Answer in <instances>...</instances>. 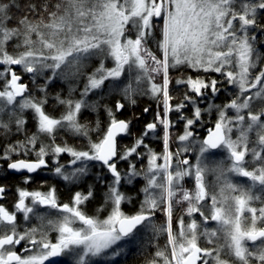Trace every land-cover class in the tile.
<instances>
[{
	"label": "snow or ice",
	"instance_id": "1",
	"mask_svg": "<svg viewBox=\"0 0 264 264\" xmlns=\"http://www.w3.org/2000/svg\"><path fill=\"white\" fill-rule=\"evenodd\" d=\"M22 3L0 0V138L23 136L0 149V160L7 170L27 173L25 185L44 169L69 187L90 175L95 184L75 191L69 202L55 185L47 191L17 186L12 209L0 204V264H102L142 246L145 236L149 244L166 237L146 264H264V55L258 48L264 38L257 39V32L264 37V0ZM94 58L98 67L86 73ZM182 67L196 75L170 76ZM25 75L33 84L44 80L40 97ZM82 76L79 99L71 85L66 97L48 94L54 80L78 82ZM173 82L185 89L175 103ZM225 83L233 90L228 102L202 108L209 94L227 91L220 87ZM112 94L133 105L139 95L156 102L153 120L131 146L118 144V137L131 135V120L117 118L125 103L116 100L115 110L101 104ZM50 99L54 108L63 107L59 116L47 110ZM101 108L107 114L103 126L99 119L94 127L81 122L85 110L98 114ZM25 113L35 125L30 135ZM62 133L85 143L69 144ZM146 139L160 141L162 150ZM63 155L70 157L67 163H61ZM138 178L141 199L129 214L122 205L133 198L122 188ZM97 184L105 189L103 203L90 215L85 208ZM7 191L0 185V200Z\"/></svg>",
	"mask_w": 264,
	"mask_h": 264
},
{
	"label": "trees",
	"instance_id": "2",
	"mask_svg": "<svg viewBox=\"0 0 264 264\" xmlns=\"http://www.w3.org/2000/svg\"><path fill=\"white\" fill-rule=\"evenodd\" d=\"M29 2L36 3L39 6L41 3L44 2V0H24V3H22V7L24 6L25 3H29ZM55 2H56V0H49L50 4L55 3ZM13 11H14L15 18H19L21 13L16 12L15 10H13ZM260 23L264 24V17H262L260 19ZM9 26L10 27L15 26V19L13 20L12 23H10ZM262 38H264V37H261L260 33L257 32V39L259 40ZM258 48H259L260 53L262 55H264V44H259ZM262 62H264V61H262ZM188 75L195 76L196 73L194 71H192L191 69H185L183 67L181 69H179L178 71L170 72V76L173 77L174 79L175 78H182V77L188 76ZM200 75L204 76L205 74L200 73ZM208 75L212 76L213 78H215L217 80L222 79V77L219 74L210 73ZM205 78L207 79V76H205ZM220 87L222 89H227V91H221L216 97H212L211 94H209V98L205 99L200 104V106L202 108L207 107V105L209 103L222 105V104H225L228 102V100L230 99V94H232V92H233L232 88L229 85H227L226 83L220 85ZM184 91H185V89L182 86H176L175 83L173 82V85L170 86V92L175 97L174 103L176 101L183 99ZM96 98L97 97L90 98V99L95 100ZM135 99H136V103L134 105L127 103L123 99V97L116 95V94L106 95L101 100V104H107L109 107H113V110H115L114 104H115L116 100H120L122 103H125V105H126L125 108L117 114V118H123L125 120H131V125H130V129H129L131 135H128L129 138L127 140H124V141L119 143V145H121V146H124V145L131 146L134 142V139L141 135V133L143 132V130L145 128V125L148 122H151L155 116L156 102L153 99H151L147 95H139V96L135 97ZM145 108H149V112L145 113L144 112ZM190 109H191V106H189V111L186 114H188V115L191 114ZM81 118H82V120H81L82 123H88L90 126H93L97 119L100 120L102 126L105 123H107V114L104 112L103 108L100 109L98 114L93 113V112L88 111V110H85L82 113ZM172 118L174 120L177 119L176 114H173ZM215 118H216V113L213 112L211 120H215ZM205 119L207 120L208 117L206 116ZM207 126L211 127V123H209ZM182 128H183V124L181 123V124L177 125V127L173 131L176 132L177 134H179V132L182 131ZM200 135L201 136L205 135V132L203 129H201ZM77 143H82V141H78ZM145 143H147L150 147L154 148L158 152L162 150V144L158 140L146 139ZM2 148H3L2 138H0V149H2ZM15 158L16 157H13V159H15ZM0 162L3 164V167H6L7 161L0 160ZM140 166L141 165L138 164V162H137V167L139 168ZM125 169H127V164L125 166ZM4 173H6V172H4ZM18 178L19 177L15 176V175H8L6 177V180H4V182L8 186L14 187L20 181V178L19 179ZM187 182H188V180H187ZM141 183L143 184V182H141ZM88 184H95V179L91 175L86 178L85 183L81 184L78 187L79 188L78 190L87 191V185ZM137 184H138V182L136 181L133 186H130V188L126 187L124 190L129 196H131L133 198L131 200V202L129 203V205H130V207L132 206L134 208H136L137 203H139V201H140L138 191L135 188V186ZM50 185H55V187L58 190V195H60V199L63 200L66 197L64 186L58 184L57 181H53V183H50ZM188 185L192 186V182H188ZM104 191H105L104 188H102L98 184L96 185L95 198L92 199L91 201H89L88 204L86 205L89 208L90 213L96 212V209L99 208L100 205L103 203L102 193ZM123 208L125 209L126 206H124ZM92 210H94V211H92ZM180 214H181L180 211L177 209L176 213L174 214V220H175L176 216H179ZM197 219H199V217H197ZM163 221H164L163 216H161L160 214H157L156 222L157 223H163ZM148 239H149V237L145 236L144 241L141 242L142 246H137V249L136 248L135 249L129 248L124 253V255L119 260H117V262L115 264H146V260L151 259L152 256L154 255L155 251L157 250V245L163 249L165 244H166V237L165 236H160L153 244H149ZM201 243H202V246H205L203 244V241Z\"/></svg>",
	"mask_w": 264,
	"mask_h": 264
},
{
	"label": "rangeland",
	"instance_id": "3",
	"mask_svg": "<svg viewBox=\"0 0 264 264\" xmlns=\"http://www.w3.org/2000/svg\"><path fill=\"white\" fill-rule=\"evenodd\" d=\"M11 27H12V26H11ZM11 50H12L11 47H9V51H11ZM86 63L88 64V67H86V68L84 69V71H85L86 73H90L94 68L98 67V65H99V60L94 58V59H92L91 61H88V62H86ZM105 63H106V66H107V67H111V66H112V64H111L110 61H106ZM17 71H18V74H21V73L19 72V69H17ZM46 75H47V73H46ZM24 82H26V83L29 84V89H30V91H31L36 97H40V96H41V93L37 90V88H38V86H41V85L44 84V80H43L42 78H37L35 84H33V83L31 82V80H29V77H28L27 75H25V76H24ZM84 83H85V80H84L83 76L80 77V79H79L78 82L75 81V80H70V81L54 80L51 84L48 85V87H47V91H48V94H49L50 96H52V97H54L57 93H60L61 97L63 98V97L68 96L69 86L71 85L72 87H74V88L77 89V90L73 93V97H74L75 99H79V90L83 88ZM94 97H96V95H90V96H89V100H91L90 98H94ZM95 100H96V99H95ZM55 104H56L55 100H54V99H50V100H49V103H48V106H47V110H48L49 112H51L52 114H54V115H56V116H59L60 113L63 112L64 109H63V107H55V108H54V105H55ZM231 114H232V113L229 112V115H231ZM81 115H82V114H81ZM25 116L28 118V124H27V126H26V130L28 131V134L30 135L33 131H35V125H34V122H33L32 119H31V114H30V113H25ZM81 120H82V118H81ZM94 126H95V124L93 125V127H94ZM61 135H64V138H65V139H67V137H70V136L65 135V134H63V133H62ZM234 136H235V134H234ZM94 138H95V137H94ZM16 139H23V136H19V135H17V136H13V137L10 138V140H7V141L4 140V139H2V144H3V146H4L6 143H9V142H11V141H13V140H16ZM45 142H47V141H45ZM60 142H61V141L57 140V143H60ZM84 143H85V141L82 140V143H76V144H77V145H82V144H84ZM0 154H2V153H0ZM69 159H70V157L68 156V158H67L66 160H63V161H61V162H62V163H67V161H68ZM145 163H146V162H145ZM138 164H140V162H138ZM140 165H141V164H140ZM52 174H54V173L52 172ZM54 177L58 179V177L55 176V174H54ZM237 179H239V180H243V182H245V183L247 182L244 178H237ZM187 180H188V182H191L190 178H186V179H185V187L191 188L192 186H191V185H188ZM45 185H46V184H45ZM17 186H19V187H21V188H25V187H26V188H28V189H30V190H33V189H39V190H41V191H47V189H48L47 186H45V187L43 188V185H30V184L25 185V184L23 183V181H22V183L19 182L16 186L13 187L14 192H11V194L8 195L9 198H10V197L13 198V197H15V196H16V198H18V196H17V191H16ZM122 191H124L123 188H122ZM124 192H125V191H124ZM13 205H14V204H13ZM254 206L259 207V204L257 203V204H255ZM182 207H186V205H183ZM11 209H12V207H11ZM85 210H86L87 213L90 214V215L95 214V212L90 213L89 208H88L87 206H86ZM108 210H109V209H107V207H106V208H105V211H103V212L100 213L101 218H103V217H105V216L107 215ZM178 210H179L180 213H181V210H180L179 208H178ZM92 211H94V210H92ZM185 219H186V221H187V217H185ZM35 223H36V222H35ZM213 226H214V225H213ZM55 235H56L55 233H51V236H52L53 239L55 238ZM125 252H126V251H125ZM125 252H124V253H125ZM124 253H123L121 256L114 258V261H113L112 259H110V258H105V259L102 261V264H115V263L117 262V260H119V259L124 255ZM46 264H48V262H46ZM65 264H67L66 261H65Z\"/></svg>",
	"mask_w": 264,
	"mask_h": 264
},
{
	"label": "flooded vegetation",
	"instance_id": "4",
	"mask_svg": "<svg viewBox=\"0 0 264 264\" xmlns=\"http://www.w3.org/2000/svg\"><path fill=\"white\" fill-rule=\"evenodd\" d=\"M118 119H123V118H118ZM125 120V119H124ZM66 135V134H65ZM129 137H128V135H122V136H120V137H118V144L120 143V142H122V141H124V140H127ZM67 141H68V143L69 144H76L78 141H82V140H75V139H73V138H71V137H67V139H66ZM68 158V155H63V158H62V160L61 161H63V160H66ZM62 163V162H61ZM0 165H3L1 162H0ZM125 166H126V163H121L120 165H119V167L120 168H122V169H125ZM5 169V170H4ZM92 171L94 172V171H96L95 170V168H93L92 169ZM4 172H6V173H4ZM8 175H15V176H17V177H19L20 178V183H22V181L24 180V178H25V176L26 175H28L27 173H13V172H10V170H7V162H6V167H3V169H0V185H3V186H5L6 187V189H8V191L6 192V194H5V197L2 199V200H0V204H4L6 207H8L9 208V210H11V207L13 206V204H15V202L17 201V198H16V196L15 197H10L9 198V194H11V192H14V190H13V187L12 186H8L5 182H4V180H6V177L8 176ZM56 176V175H55ZM18 178V179H19ZM3 180V181H2ZM53 181H57L58 182V184H60V185H62V186H64V188H65V193H66V197L62 200V201H64V202H69L70 201V199H71V196H72V194L75 192V191H78V187H75V186H73V187H69V186H66V184L65 183H63L59 178L57 179V178H55L54 177V174H52V172L51 171H49L48 169H44V170H42L41 172H39V173H36V174H32V179H31V181H30V183H28V184H30V185H43V188L45 187V186H47V187H49V186H51L50 185V183H53ZM137 182H138V184L135 186V188L137 189V191L139 192V189H140V186L142 187L143 186V184L141 183V182H143V180L142 179H137ZM10 184V183H9ZM18 184V183H17ZM16 184V185H17ZM46 184V185H45ZM142 184V185H141ZM15 185V186H16ZM126 187H128V188H130V186H126ZM126 187H124L123 189L125 190V188ZM134 188V189H135ZM62 196V195H61ZM59 197H60V195H59ZM140 197V196H139ZM140 199H141V197H140ZM138 205H139V203H137V206H136V208H134V207H130V205H129V203L128 204H124V205H122V208L124 207V206H126V210L123 208V210L126 212V213H129V214H132V213H134V212H136L137 211V209H138ZM108 209V208H107ZM33 223H35V221H33ZM129 248H132V249H137V246H130ZM128 248V249H129ZM127 249V250H128ZM19 250V249H18ZM126 250V251H127Z\"/></svg>",
	"mask_w": 264,
	"mask_h": 264
},
{
	"label": "water",
	"instance_id": "5",
	"mask_svg": "<svg viewBox=\"0 0 264 264\" xmlns=\"http://www.w3.org/2000/svg\"><path fill=\"white\" fill-rule=\"evenodd\" d=\"M205 132V131H204ZM10 172H13V173H17V172H14V171H10ZM19 174V173H18Z\"/></svg>",
	"mask_w": 264,
	"mask_h": 264
}]
</instances>
